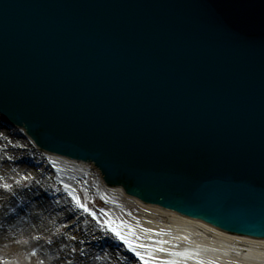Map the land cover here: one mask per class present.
I'll list each match as a JSON object with an SVG mask.
<instances>
[{"label":"water","instance_id":"water-1","mask_svg":"<svg viewBox=\"0 0 264 264\" xmlns=\"http://www.w3.org/2000/svg\"><path fill=\"white\" fill-rule=\"evenodd\" d=\"M0 109L145 202L264 237V0H0Z\"/></svg>","mask_w":264,"mask_h":264},{"label":"bare ground","instance_id":"bare-ground-1","mask_svg":"<svg viewBox=\"0 0 264 264\" xmlns=\"http://www.w3.org/2000/svg\"><path fill=\"white\" fill-rule=\"evenodd\" d=\"M19 133L28 137L23 130H20ZM6 139H9L8 142H12V144L6 143ZM2 141L5 142L3 143L5 147H11V149L13 147V151L7 150L6 153H9V155H14L16 158L26 157L27 160L31 159L37 162L39 167L42 166L41 170L44 172V176L40 173H33L26 166L23 167H26L28 171L17 167L18 172L21 174L19 175L30 183L27 191L21 194L23 195L24 201L31 202V196L36 195L37 190L43 184L50 183L49 176H46L47 174L49 175V172H45V166L41 165L48 157L46 154L39 153L35 147H33V142L30 137L28 145L0 131V142L2 143ZM14 147H26L27 149L24 153H17L18 151L14 149ZM0 152L2 153L1 149ZM58 159L54 158V160ZM58 162L63 166L69 167V170H80L79 174H62V184H66L67 181L70 183L69 177H72V182H76L80 187L89 189L91 192L94 191L95 186H102L106 188L107 191L110 190V193L116 198L118 197L117 199L121 202V204L117 203L119 207H123V209L128 211H135L134 209H136L137 212L138 210L140 211V217H135L131 221L132 226L130 230H135V234L128 243L135 246L141 253L151 254V260L157 264H264V238L231 233L209 222L129 197L122 187L106 185L100 172L90 163L75 161L72 164V161L67 159H59ZM4 168L5 166L0 164V172L9 176L11 174L10 169L4 171ZM17 168L14 170L16 174ZM82 171H84L86 175L89 173L98 176L99 179L98 182L95 183V186H92L95 181H90L88 183L89 179L85 174L82 175ZM56 174L59 177L58 170ZM59 199L60 202L58 204L40 200L38 204L32 208L28 207V210L23 212V216H12L9 219H5L4 213L10 212L15 207L14 204L17 203L13 200L8 201L6 199H0V228H8L9 225L19 223L24 217H27L31 220L28 226L32 227V231L35 230L39 234L37 236L38 238L40 236L48 237L52 235L59 227H63L65 224L68 227L73 226V223L77 222L83 215L76 212L71 207L76 215L71 221H66L65 219L69 218L70 214H68V211L65 210L63 206L68 204V202L70 203V197L65 190H62ZM84 222L89 225L90 228L92 227L88 218H85ZM86 224H84V226L87 228ZM77 226H79V224H76V227ZM79 229L78 227L73 231L66 230L64 236L67 238L59 245V248L50 247L41 254L42 257L45 260L51 261V264H55L54 262L57 261L63 263L76 260L77 252L74 247H69V242L74 244L80 242V235H77ZM78 249L80 248L78 247ZM107 252L108 254L105 257L102 253L100 255L98 253L84 260V263L92 261L93 264H96V260L97 264H116L113 251L108 250ZM31 254H33L34 257L41 256L37 249L31 252ZM99 259H101V262Z\"/></svg>","mask_w":264,"mask_h":264},{"label":"rangeland","instance_id":"rangeland-1","mask_svg":"<svg viewBox=\"0 0 264 264\" xmlns=\"http://www.w3.org/2000/svg\"><path fill=\"white\" fill-rule=\"evenodd\" d=\"M17 137L20 142H23L24 144L27 143L22 135ZM8 141L9 139H6V143H9ZM3 143L5 142H0L1 146ZM9 144H12V142ZM1 146L0 149L2 150V153L0 152V164L5 166L3 169L4 171L10 169L11 174L6 176L3 172H0V199H6L8 201L13 200L15 203H17L14 204L15 207L17 205H23L25 201L21 193L27 191L30 183L25 181V179L20 176L21 174L18 172V168L28 171L27 168L29 167L32 171L33 164L30 163L29 160L27 161L26 157L16 158L14 155L11 156L9 153H6L7 150L13 151V147L11 149V147H5L3 145L4 147L2 146V149ZM22 148L19 149L21 152L17 153H22V150L27 149L26 147L23 149ZM14 149L17 150L16 147H14ZM35 163L38 165L37 162ZM41 165L45 166V168L49 167V169L46 170L49 172V175L47 174V176H49L50 183L43 184L37 190L38 194L36 195L39 196V194H41L39 198L41 199L46 198V193H48V195L50 193L58 195V193H61L62 190H65L70 197V203L68 202V204H65L63 207L68 211V214H75V211L81 213L83 215L82 223H85V218L90 220L92 227L90 228L89 226L88 231L95 232L97 235L96 237H92L90 240H97L100 238H107L110 240L120 239V242L125 243V239L131 240V238H133L135 230H130V227L132 226L131 221L135 216L133 214H136L137 210L134 209L135 211H128L123 209V207H119L117 203L121 204V202L119 199H117L118 197L116 198L110 193V190L107 191L106 188L102 186H95V183H97L99 179L97 175L89 173L86 175L85 172L82 171V175L85 174L89 179L88 183L90 181H95L94 184H92V186H95V189L93 192H91L89 189H83L76 182H72V177H69V181H71L70 183L68 181L66 184L61 183L62 174H79L80 170H69V167L63 166L58 162H53L49 158L48 160L42 162ZM22 166H27V168ZM41 167H37L39 171L35 170V173H42L43 171L41 170ZM16 168L17 174L14 172ZM57 170L59 172L60 179L56 174ZM32 172L34 173V170ZM43 189H46L47 191L49 190L50 193H41ZM15 207L12 210H14ZM6 213L9 212H5L4 215ZM71 219L72 218L69 220ZM30 221L31 220H29V218L24 217L19 223L9 225L8 228H0V264H51V261L45 260L41 254H43V252L50 247H56L58 249L59 245H61L67 238L64 236L66 232L62 227H59V229L52 235H49L48 237L40 236L37 238L39 234L35 230L32 231V227L28 226ZM116 232H119L124 237V239H121L120 236H117ZM70 246L74 247L76 250L77 259L72 262L63 263L57 261L54 262L55 264H82L80 262L78 246L69 242V247ZM35 249L40 252L41 256L34 257V255L31 254V252H33ZM118 258L123 259L120 252L116 253L115 260H118ZM117 260L115 261L116 263L118 262ZM145 262L148 263L147 260Z\"/></svg>","mask_w":264,"mask_h":264},{"label":"snow or ice","instance_id":"snow-or-ice-1","mask_svg":"<svg viewBox=\"0 0 264 264\" xmlns=\"http://www.w3.org/2000/svg\"><path fill=\"white\" fill-rule=\"evenodd\" d=\"M85 210H86V209H85ZM114 231H115V230H114ZM116 235H117V236H120L121 239H124V237H123L119 232H116ZM124 242L127 243L128 241L125 239ZM130 247H132V246L130 245ZM140 259H144V257L141 256Z\"/></svg>","mask_w":264,"mask_h":264}]
</instances>
